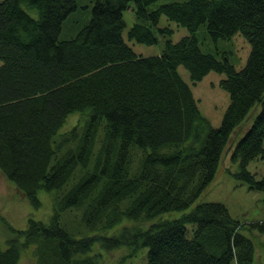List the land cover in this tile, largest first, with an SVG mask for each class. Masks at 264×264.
Instances as JSON below:
<instances>
[{
    "label": "trees",
    "instance_id": "1",
    "mask_svg": "<svg viewBox=\"0 0 264 264\" xmlns=\"http://www.w3.org/2000/svg\"><path fill=\"white\" fill-rule=\"evenodd\" d=\"M130 1L137 18L130 39L155 42L152 26L170 34L158 25L162 14L189 33L166 38L158 54L135 53L121 34ZM155 1L93 0L87 22L59 39L75 0H0V171L31 206L41 205L40 190L51 201L44 219L9 224L0 264H19L22 253L33 264H96L98 246L123 245L145 247L142 264H255L264 219L242 222L222 202L198 197L253 111L231 148V175L262 190L264 204V169L258 176L247 168L256 158L264 165V0L149 8ZM202 24L213 40L245 37L250 48L239 69L227 55L200 49L194 32ZM179 64L192 82L209 70L224 73L228 103L218 126L200 112ZM73 113L80 122L63 129ZM71 210L79 217L67 221ZM171 211L178 215L154 221Z\"/></svg>",
    "mask_w": 264,
    "mask_h": 264
},
{
    "label": "rangeland",
    "instance_id": "2",
    "mask_svg": "<svg viewBox=\"0 0 264 264\" xmlns=\"http://www.w3.org/2000/svg\"><path fill=\"white\" fill-rule=\"evenodd\" d=\"M167 1L169 0H156L149 5V8ZM92 2L93 0H75V9L70 11L61 23V29L58 34L59 39L73 36L87 22L90 17ZM26 10L32 16H37L38 14L37 10L33 7H26ZM122 16L125 23L121 32L122 38L137 54H158L166 38L176 41L181 36L189 33L185 26L177 24L162 14L159 17L158 25H168L172 28V32L170 34H161L157 31L156 26H152L151 29L156 35V41L151 44L138 42L127 36L128 28L137 20L134 13L133 1H130L128 7L123 10ZM194 34L202 51H209L218 59L219 53H223L227 55L229 62L238 69L244 64L250 45L242 34L235 33L228 39L218 38L213 40L207 32L205 24L200 25ZM177 70L181 77L189 84L200 112L209 120L212 126H218L228 103V93L219 85V81L224 77V73L209 70L201 79L192 82L188 70L183 65L179 64ZM252 113L253 111L231 133L227 144L221 152L220 161L214 176L198 197V199L222 202L233 217L246 223L264 219L263 191L251 189L247 186L246 182L238 180L231 175L236 168V164L231 161L230 152L234 142L249 124ZM78 122H80V115L77 113L70 114L63 125V129H67L73 124H78ZM247 168L256 172L259 176L264 169L263 161L260 158L253 159L249 161ZM39 196L42 201L41 205L38 208L31 206L23 194L0 171V241L9 233V224L16 227H24L28 215L35 218H45L51 210L50 197L48 192L44 190L39 191ZM177 215V211L162 213L156 216L154 221ZM78 217L79 210H71L68 215L64 216L67 221L70 218L74 220ZM123 222H126V220H123L120 224ZM119 226L109 228L106 232L117 231L119 230ZM141 226L145 227L147 223ZM253 234L257 235L255 232ZM253 234H251L252 237ZM255 239L254 262L255 264H264V233H260ZM98 247L96 251H99L100 255L97 256L96 264H142L145 261V247L132 248L131 246L123 245L110 251H102L100 250V246ZM92 251L95 250L92 249ZM19 264H33V261L26 253H22Z\"/></svg>",
    "mask_w": 264,
    "mask_h": 264
}]
</instances>
